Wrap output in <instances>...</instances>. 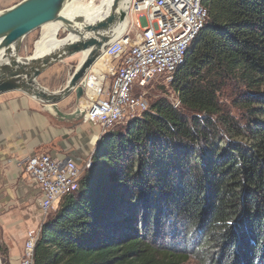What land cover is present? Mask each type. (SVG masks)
<instances>
[{
	"label": "trees",
	"instance_id": "1",
	"mask_svg": "<svg viewBox=\"0 0 264 264\" xmlns=\"http://www.w3.org/2000/svg\"><path fill=\"white\" fill-rule=\"evenodd\" d=\"M204 4L205 29L173 76L180 106L155 101L102 139L43 226L35 264H183L177 240L194 229L205 251L212 241L264 264V0Z\"/></svg>",
	"mask_w": 264,
	"mask_h": 264
},
{
	"label": "built area",
	"instance_id": "2",
	"mask_svg": "<svg viewBox=\"0 0 264 264\" xmlns=\"http://www.w3.org/2000/svg\"><path fill=\"white\" fill-rule=\"evenodd\" d=\"M12 1L15 5L23 0ZM130 1L129 18L133 20L86 76L87 104L81 121H96L104 132L149 109L147 100L137 91L147 89L153 81H173L209 17L205 0ZM99 136L95 135L92 142ZM92 166L88 161L85 170ZM25 170L38 184L45 216L78 190L84 176L83 168L74 160H58L49 154L30 157ZM39 238L35 231L28 234L19 264H35ZM0 264H5L1 257Z\"/></svg>",
	"mask_w": 264,
	"mask_h": 264
},
{
	"label": "crops",
	"instance_id": "3",
	"mask_svg": "<svg viewBox=\"0 0 264 264\" xmlns=\"http://www.w3.org/2000/svg\"><path fill=\"white\" fill-rule=\"evenodd\" d=\"M13 5L12 0H0V11ZM27 40L28 36L23 41L21 57L28 56L23 54L31 47ZM77 56L81 62L83 54ZM72 58L48 69L38 78L39 84L51 92L61 90L72 72L59 87L54 88L44 82L51 74L70 64ZM86 104L87 97L76 104V97L72 96L59 108L65 113H72L76 108L84 109ZM101 132L96 121H57L40 102L21 92L0 96V221L8 264H19L23 255L24 234L20 227L29 219H34L35 210L39 208L42 211V196L38 184L25 170L26 161L34 155L49 154L58 160L71 159L79 164L87 157H95L97 150L90 140ZM11 232L17 234L20 240H12Z\"/></svg>",
	"mask_w": 264,
	"mask_h": 264
},
{
	"label": "water",
	"instance_id": "4",
	"mask_svg": "<svg viewBox=\"0 0 264 264\" xmlns=\"http://www.w3.org/2000/svg\"><path fill=\"white\" fill-rule=\"evenodd\" d=\"M74 1L23 0L0 11V96L13 92L26 94L40 102L60 122L83 119L82 109L65 113L59 105L72 96L76 97V104L83 100L87 74L115 40V32L129 13L128 0H115L113 11H121L91 25L83 17L70 20L63 15ZM49 23L60 24L65 30L60 46L42 57H35L34 52L21 57L25 38ZM80 54H83L82 61L61 90L51 92L39 84L38 78L48 69Z\"/></svg>",
	"mask_w": 264,
	"mask_h": 264
},
{
	"label": "rangeland",
	"instance_id": "5",
	"mask_svg": "<svg viewBox=\"0 0 264 264\" xmlns=\"http://www.w3.org/2000/svg\"><path fill=\"white\" fill-rule=\"evenodd\" d=\"M77 1L78 0H75L73 3L77 2ZM80 3L87 5L89 2H87L86 0H83V2H78V4H80ZM95 3L97 6L100 5L99 0H97ZM129 9H130V6H129ZM130 17L133 20V17L132 16H130ZM127 21L128 22L131 21L129 18V13L127 15ZM44 31L45 30L42 27L40 30L35 31L28 36L29 40H27V41H29V45L31 44V47L29 46V48L27 49V52L23 53V54L31 55L33 52L35 53L33 45H34L35 41L37 43L43 38ZM64 36H65V30L62 28V30L59 31L58 39L60 40ZM78 58H79V56H75L74 59L72 58L70 60L71 61L70 64H66L65 66H63L61 70L57 71V73L51 74L44 83L50 84V86L54 87V88L62 85L63 82L68 80L69 74L71 72H73L77 68V66L79 65L80 60ZM137 95L142 96L147 100L149 108L151 107V105L155 101H158L161 99H166L168 102L173 104L174 107L180 106V104L178 102L177 95L172 88V81L168 82L165 79H161L159 81H153L152 83L149 84L147 89L138 90ZM225 104L227 106H229L228 110H231L235 115H238L239 112L228 101ZM128 123H129L128 119L125 118L122 121H120L119 123H117L113 128H111L107 132L106 131L104 132L102 130V132H104V133L101 134L102 133L101 132L100 134H98V135H100L99 136L100 138L96 139L94 142H92V139L90 140L91 145L93 146V148L95 150H97L99 148V145L101 144V141L103 138H105L111 132L123 129ZM92 157H93V159H92ZM91 159L94 161V156L87 157L84 159L83 162L79 163L81 168H83L84 176L87 173V171L85 170V165ZM60 205H61V203L56 204L48 216H45L43 214V212L40 211V209L38 208V210H35L34 219L32 221H31V219H29L28 221L25 222L24 225H22L20 227V231H22L24 234L23 240H22V242L24 244L23 253H24V247H25L26 238L28 237V234L30 232L35 231V233H37L40 237L43 226L53 216L56 215V213L60 209ZM184 221H187V220L182 219L180 221V223L181 222L183 223ZM195 231L196 230L194 229L192 231V234H188V235H186L185 232H183V231L181 232V234H179V237L177 240L178 250L181 251L187 257V260L183 264H251L250 262H248V260H245L244 257H240L239 250H238L236 255L232 256L229 254V252H227V251H229V249L227 251H223L222 248H219L220 245L212 244V241L210 243L212 247L209 246L211 249H207L205 251V247H202L203 244L201 243V241L203 240V237L206 236L207 231L203 232L202 235L199 234L197 236L195 234H193ZM19 233L20 232L18 230L17 234H19ZM17 234L14 235L11 232L10 236H11L12 240H14V241L20 240L19 236L16 237ZM154 234H155V232L152 234L151 233L149 234L146 232V234H142V235H146V237L149 240H151V237L154 236ZM160 236H161V234H159V239H157V242H158L157 245H160V243H162V240L165 241L166 244L172 243L171 237L168 236L165 239V237L160 238ZM4 237H5V235L3 232V225H2V222L0 221V257H1V259H3V262H5V264H8L7 258H6L7 254H8L7 253V246L5 244ZM242 243H244V242H242ZM246 254H248V253H246Z\"/></svg>",
	"mask_w": 264,
	"mask_h": 264
},
{
	"label": "bare ground",
	"instance_id": "6",
	"mask_svg": "<svg viewBox=\"0 0 264 264\" xmlns=\"http://www.w3.org/2000/svg\"><path fill=\"white\" fill-rule=\"evenodd\" d=\"M89 2L87 5L85 4H78V2H83V0H78L75 3L70 4L63 12V15L70 19H76L78 17H83L87 24L94 25L110 15L118 14L121 9L117 10L116 12L113 11V5L115 0H99L100 5H96L97 0H86ZM129 1L128 9L130 6L131 1ZM125 7V6H124ZM131 20V18H130ZM131 21H126L122 24L117 31L115 32L114 39H118L126 30L128 25ZM45 30L43 33V38L36 43L35 46V57H42L48 54L54 47L60 46L62 41L58 39L59 31L62 30L60 24L56 23H49L43 26Z\"/></svg>",
	"mask_w": 264,
	"mask_h": 264
}]
</instances>
